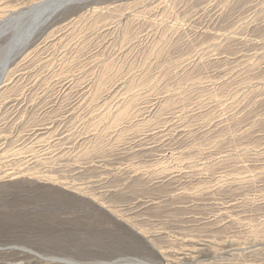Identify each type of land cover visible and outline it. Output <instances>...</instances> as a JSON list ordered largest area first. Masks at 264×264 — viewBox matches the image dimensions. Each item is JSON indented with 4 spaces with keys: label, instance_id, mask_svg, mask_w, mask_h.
Listing matches in <instances>:
<instances>
[{
    "label": "rangeland",
    "instance_id": "rangeland-1",
    "mask_svg": "<svg viewBox=\"0 0 264 264\" xmlns=\"http://www.w3.org/2000/svg\"><path fill=\"white\" fill-rule=\"evenodd\" d=\"M12 58L0 264H264V0L72 5Z\"/></svg>",
    "mask_w": 264,
    "mask_h": 264
},
{
    "label": "bare ground",
    "instance_id": "bare-ground-1",
    "mask_svg": "<svg viewBox=\"0 0 264 264\" xmlns=\"http://www.w3.org/2000/svg\"><path fill=\"white\" fill-rule=\"evenodd\" d=\"M71 1L73 3H69ZM90 1L94 0H44L32 6L27 11L20 13L18 17H12L8 24L0 26V41L4 38L9 39L6 46L1 49V53L4 54L2 56L8 59L10 56L13 57V55L20 54L31 42L35 34L49 22L51 17L61 7L67 8Z\"/></svg>",
    "mask_w": 264,
    "mask_h": 264
},
{
    "label": "water",
    "instance_id": "water-1",
    "mask_svg": "<svg viewBox=\"0 0 264 264\" xmlns=\"http://www.w3.org/2000/svg\"><path fill=\"white\" fill-rule=\"evenodd\" d=\"M69 3H73V1H71ZM69 5H71V4H69ZM61 9H64V7L63 8L61 7ZM1 58H2V60L0 61V86L2 84L3 78H4L8 68L12 62V59H13L12 56L8 57V59L7 58L5 59V56H3Z\"/></svg>",
    "mask_w": 264,
    "mask_h": 264
}]
</instances>
